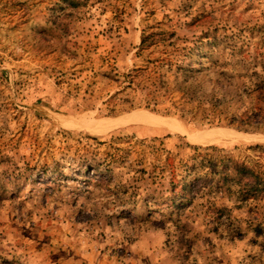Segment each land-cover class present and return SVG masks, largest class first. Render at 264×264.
<instances>
[{
  "label": "rangeland",
  "instance_id": "rangeland-1",
  "mask_svg": "<svg viewBox=\"0 0 264 264\" xmlns=\"http://www.w3.org/2000/svg\"><path fill=\"white\" fill-rule=\"evenodd\" d=\"M143 30L192 48L193 100L251 124L127 104L110 114L118 82L142 64ZM118 137L190 165L193 146L217 147L264 181V0H0V264H264V187L247 199L231 183L193 193L167 175L132 198L128 166L110 186L87 183L91 139ZM116 185L128 189L119 200ZM160 187L190 202L158 205Z\"/></svg>",
  "mask_w": 264,
  "mask_h": 264
},
{
  "label": "trees",
  "instance_id": "trees-1",
  "mask_svg": "<svg viewBox=\"0 0 264 264\" xmlns=\"http://www.w3.org/2000/svg\"><path fill=\"white\" fill-rule=\"evenodd\" d=\"M173 37V34L166 36L162 32L142 31L137 53L142 64L134 66L118 82L120 90L106 101L109 113L115 114L118 108L127 104L128 109L143 106L145 109L165 115L190 116L201 125H220L225 121L228 125L237 124L239 128L249 126L250 121L223 117L218 102L210 101L205 106L200 100L192 99L191 92L194 90L191 82L199 69L197 70L192 63L190 52L192 48L187 46L182 48L178 44V39ZM198 42L199 40H196L191 43ZM119 94L123 97H119ZM165 101L168 105L162 107ZM91 140L95 143L92 153L86 148L79 163L82 171L93 176L85 177V181L91 184L92 181L94 183L98 180V183L110 186L113 171L128 166V172L124 175L128 177L125 181L130 184L128 189L132 192V198L137 196L138 182L150 179L151 184L160 186L157 181L165 179L167 175L170 176L169 184L172 187L180 185L182 191L194 188L193 193L197 191V187L215 186L220 189L228 188L231 183L247 199L264 187V181L258 171L231 159L226 154L220 155L224 150L217 147L204 148V152L200 153L201 148L193 146L195 153L190 160L194 163L190 165L187 161L176 160L171 152L147 143L145 139L118 137L109 141ZM123 143L127 144L126 147L121 145ZM101 147L104 149L103 152L100 150ZM167 168L171 170L167 171ZM124 188L127 187L116 185L111 189L116 200L123 198V196L116 198L117 195L128 192V189ZM147 188L144 190H148ZM160 189L161 187L154 191L150 189L156 193V197L152 199L157 201L158 205H164L166 201L170 202L171 207H182L190 202L186 199L185 193H176L174 188L164 192Z\"/></svg>",
  "mask_w": 264,
  "mask_h": 264
}]
</instances>
